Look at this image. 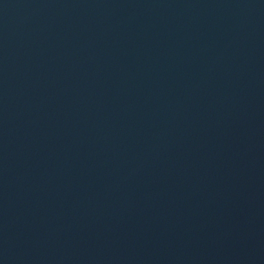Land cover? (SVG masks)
<instances>
[{
  "label": "water",
  "instance_id": "obj_1",
  "mask_svg": "<svg viewBox=\"0 0 264 264\" xmlns=\"http://www.w3.org/2000/svg\"><path fill=\"white\" fill-rule=\"evenodd\" d=\"M0 264H264V0H0Z\"/></svg>",
  "mask_w": 264,
  "mask_h": 264
}]
</instances>
